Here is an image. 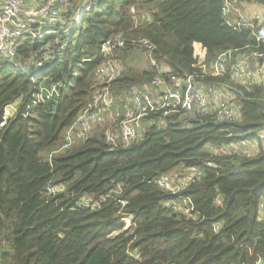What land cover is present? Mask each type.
<instances>
[{"label": "trees", "instance_id": "obj_1", "mask_svg": "<svg viewBox=\"0 0 264 264\" xmlns=\"http://www.w3.org/2000/svg\"><path fill=\"white\" fill-rule=\"evenodd\" d=\"M236 1L264 5V0ZM224 3L73 0L69 19L75 24L68 31L43 39L18 38V60L0 61V122L4 108L17 100L26 110L42 83L67 86L56 100L31 106L28 117L18 114L0 128V264H248L258 256L264 259V222L258 216L264 151H215L255 140L264 130L263 88L256 83L243 86L229 74L204 79L230 82L239 91L237 121L180 112L160 126L156 115L139 140L113 151H108L99 125L86 140L47 160L92 99L100 46L113 34L122 32L127 38L125 70L112 84L116 96L155 75L152 67L140 70L129 64L139 52L146 54L144 44L132 39L156 46L155 59L169 68V82L209 67L222 52L255 49V30L228 26ZM132 6L138 14L130 12ZM45 45L56 54L54 64L45 70L27 68L26 60ZM196 167L203 175L184 191L199 214L190 219L163 205L174 196L154 181L178 168ZM50 183H65L67 191L49 196ZM83 197L100 205L80 207ZM218 197L221 204H216ZM119 200H126L125 206ZM120 210L133 216L129 229ZM215 222H222L219 232L213 229ZM134 250L139 259L131 254Z\"/></svg>", "mask_w": 264, "mask_h": 264}, {"label": "built area", "instance_id": "obj_2", "mask_svg": "<svg viewBox=\"0 0 264 264\" xmlns=\"http://www.w3.org/2000/svg\"><path fill=\"white\" fill-rule=\"evenodd\" d=\"M236 2V0H225L222 7L225 23L237 31L246 27L254 29L258 46L244 54H237L235 50L222 52L209 67L183 78L172 79L170 82L165 78L169 68L159 64L155 59L156 46L147 39H132L133 44L138 42L144 44L155 75L149 82L133 86L122 95L116 96L113 93L112 84L125 70L122 50L127 45V38L124 33L117 32L105 40L100 46L102 62L95 71L96 83L93 97L77 115L75 122L67 130L63 142L48 152L47 160L51 162L57 153L86 140L99 125L104 128L108 151H113L117 147H126L139 140L147 127L153 124V116L156 115L158 119L155 124L160 126H164L170 116L180 112L213 114L217 121L239 120L241 118L239 91L230 82H204L205 78L211 76L221 77L229 74L232 81L250 76L249 63L253 62L256 64L257 71L252 73V82L263 88L264 99V12L246 11ZM72 8L73 0H0V61L14 63L18 60L17 40L23 35L43 39L47 34L68 31L75 24L69 19ZM130 12L138 14L135 6L131 7ZM140 15L144 21L150 20L149 15ZM135 22H139L138 19ZM55 57L52 47L45 45L39 51L32 53L26 60L25 66L45 70L54 64ZM66 86L67 84L61 81L42 83L38 91L33 93L24 111L21 110V99L7 105L3 111L0 128L5 127L9 120L18 114L28 117L31 106L56 100ZM254 141L259 143L261 150L264 151V130L260 131L255 140H242L217 148L215 151L240 154L241 147L245 148ZM244 155L254 154L247 150ZM202 175L203 170L196 167L185 168L181 173L163 174L157 178L154 181L155 184L174 196L165 200L163 205L184 213L187 218L199 219L196 206L184 191ZM66 191L67 184L50 183L45 192L53 196ZM92 202L88 197H83L79 201V206L93 209L100 205L99 201ZM119 202L122 206L126 204V200H119ZM221 203L222 198L218 197L216 204ZM258 212L259 219L264 222V191L259 199ZM119 214L125 221V229H129L132 224V214L121 210ZM221 227L222 222L213 223L215 232H219ZM131 254L137 259L140 258L137 250ZM248 264H264V259L258 256L253 263Z\"/></svg>", "mask_w": 264, "mask_h": 264}, {"label": "crops", "instance_id": "obj_3", "mask_svg": "<svg viewBox=\"0 0 264 264\" xmlns=\"http://www.w3.org/2000/svg\"><path fill=\"white\" fill-rule=\"evenodd\" d=\"M240 5L246 11H262V12H264V5L259 4V3L242 2V3H240ZM260 5H262L263 9H258V8H260ZM249 71H250V76H247L245 78H240L234 82H237L243 86H248V84H252L253 83L252 82V79H253L252 73H256L255 71H257L256 64H254L253 62H250L249 63ZM247 150H248V152H252L253 154H256L259 151H261V145L255 141L251 142L249 146H246L245 148H242V147L240 148V154H245V151H247Z\"/></svg>", "mask_w": 264, "mask_h": 264}, {"label": "rangeland", "instance_id": "obj_4", "mask_svg": "<svg viewBox=\"0 0 264 264\" xmlns=\"http://www.w3.org/2000/svg\"><path fill=\"white\" fill-rule=\"evenodd\" d=\"M241 6V5H240ZM258 9H263L262 5H260V8ZM129 64L133 66L135 69H140V70H145V69H151V62L149 58L147 57L146 54L140 53L137 55V57L130 59ZM180 168L174 170L171 174H176ZM182 171V170H181ZM179 171V172H181Z\"/></svg>", "mask_w": 264, "mask_h": 264}, {"label": "water", "instance_id": "obj_5", "mask_svg": "<svg viewBox=\"0 0 264 264\" xmlns=\"http://www.w3.org/2000/svg\"><path fill=\"white\" fill-rule=\"evenodd\" d=\"M198 87H199V85H198Z\"/></svg>", "mask_w": 264, "mask_h": 264}]
</instances>
